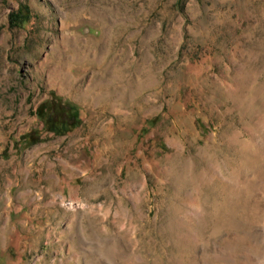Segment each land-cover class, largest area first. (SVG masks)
I'll return each mask as SVG.
<instances>
[{"label": "rangeland", "instance_id": "rangeland-1", "mask_svg": "<svg viewBox=\"0 0 264 264\" xmlns=\"http://www.w3.org/2000/svg\"><path fill=\"white\" fill-rule=\"evenodd\" d=\"M0 264H264V0H0Z\"/></svg>", "mask_w": 264, "mask_h": 264}, {"label": "trees", "instance_id": "trees-1", "mask_svg": "<svg viewBox=\"0 0 264 264\" xmlns=\"http://www.w3.org/2000/svg\"><path fill=\"white\" fill-rule=\"evenodd\" d=\"M13 24H20L23 21L21 14L13 13L11 16ZM37 114L39 118L44 122L45 129H54L59 133L64 132V124H72L78 121V115L76 114V104L72 101H64L62 97H56L54 99H48L42 102L38 108ZM63 128V129H62ZM26 139L36 140L38 136H33V132L25 135Z\"/></svg>", "mask_w": 264, "mask_h": 264}]
</instances>
